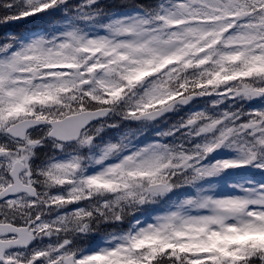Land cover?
Wrapping results in <instances>:
<instances>
[{
	"label": "snow or ice",
	"instance_id": "1",
	"mask_svg": "<svg viewBox=\"0 0 264 264\" xmlns=\"http://www.w3.org/2000/svg\"><path fill=\"white\" fill-rule=\"evenodd\" d=\"M0 264H264V0H0Z\"/></svg>",
	"mask_w": 264,
	"mask_h": 264
}]
</instances>
